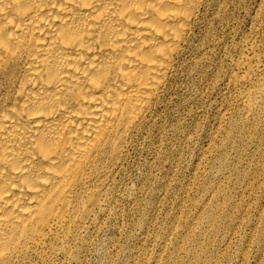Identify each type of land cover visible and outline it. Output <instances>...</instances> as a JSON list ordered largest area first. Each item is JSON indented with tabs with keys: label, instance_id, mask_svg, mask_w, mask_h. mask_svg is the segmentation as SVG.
I'll return each mask as SVG.
<instances>
[{
	"label": "bare ground",
	"instance_id": "bare-ground-1",
	"mask_svg": "<svg viewBox=\"0 0 264 264\" xmlns=\"http://www.w3.org/2000/svg\"><path fill=\"white\" fill-rule=\"evenodd\" d=\"M204 2L0 0V264L70 253L68 240L98 221ZM255 55L238 60L247 71L235 82L259 71ZM240 97L263 132L249 188L264 197V74ZM254 208L264 264V198Z\"/></svg>",
	"mask_w": 264,
	"mask_h": 264
},
{
	"label": "rangeland",
	"instance_id": "rangeland-1",
	"mask_svg": "<svg viewBox=\"0 0 264 264\" xmlns=\"http://www.w3.org/2000/svg\"><path fill=\"white\" fill-rule=\"evenodd\" d=\"M252 55L259 71L235 82L247 71L238 60ZM260 74L264 0H205L167 89L109 180L98 221L68 240L70 253L26 264H262L252 234L254 201L264 197L249 185L260 176L263 132L240 97Z\"/></svg>",
	"mask_w": 264,
	"mask_h": 264
}]
</instances>
